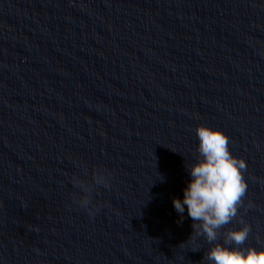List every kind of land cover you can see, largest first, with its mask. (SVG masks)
<instances>
[{"label": "clouds", "instance_id": "clouds-1", "mask_svg": "<svg viewBox=\"0 0 264 264\" xmlns=\"http://www.w3.org/2000/svg\"><path fill=\"white\" fill-rule=\"evenodd\" d=\"M195 131L198 155L195 162L186 163L191 179L183 199L174 197L172 201L181 221L187 206L193 221L188 241L203 237L210 245L203 257L208 264H264V242L257 238L261 247L247 245L251 227L242 218L238 220L240 227L224 230L238 219L244 204L248 188L243 175L246 161L230 152V139L220 129L200 125ZM111 178L112 174L103 167H96L91 173L85 168L82 174H74L70 179L77 190L73 192V202L90 217L95 216L99 205L93 200L94 193L100 187L110 188ZM160 179L163 181V177ZM199 250L197 247L193 251Z\"/></svg>", "mask_w": 264, "mask_h": 264}]
</instances>
